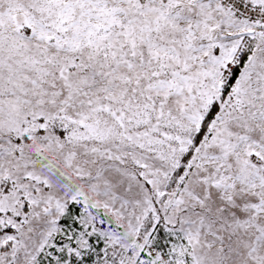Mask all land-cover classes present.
<instances>
[{
  "label": "snow or ice",
  "instance_id": "obj_1",
  "mask_svg": "<svg viewBox=\"0 0 264 264\" xmlns=\"http://www.w3.org/2000/svg\"><path fill=\"white\" fill-rule=\"evenodd\" d=\"M0 264H264V0H0Z\"/></svg>",
  "mask_w": 264,
  "mask_h": 264
}]
</instances>
